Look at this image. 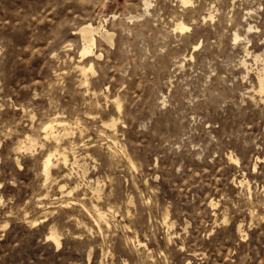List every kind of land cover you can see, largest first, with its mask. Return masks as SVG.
<instances>
[{
  "label": "rangeland",
  "instance_id": "1",
  "mask_svg": "<svg viewBox=\"0 0 264 264\" xmlns=\"http://www.w3.org/2000/svg\"><path fill=\"white\" fill-rule=\"evenodd\" d=\"M145 1L0 0V264H264V0Z\"/></svg>",
  "mask_w": 264,
  "mask_h": 264
},
{
  "label": "bare ground",
  "instance_id": "2",
  "mask_svg": "<svg viewBox=\"0 0 264 264\" xmlns=\"http://www.w3.org/2000/svg\"><path fill=\"white\" fill-rule=\"evenodd\" d=\"M189 0H183V2H187ZM149 4V0H146L145 1V5L147 6ZM181 21V20H180ZM177 28H180V29H187L188 28V25H185L183 22H179L176 24ZM252 26H249V28L251 29ZM248 28V27H247ZM79 29V28H78ZM103 28L100 27L99 25H94L91 21H87L85 23H83L80 27V31L82 33V40L84 39V43H83V47L80 51V55L81 56H85V55H90L93 53V47L96 43V37H95V33H99V34H102L103 36H105L106 38L108 39H111L112 35L111 33H109L106 30H102ZM79 31V32H80ZM235 38H238V34H235ZM197 47V46H196ZM97 53V52H96ZM192 56V55H191ZM262 56V54H256V58H260ZM263 58V57H262ZM243 62H245V60H242ZM81 70L83 72H86L87 68H91L92 69V64L90 66H88L87 68L84 66V65H81L80 66ZM263 72H264V69L262 72L259 73L258 75V81H259V90L262 91L264 89V75H263ZM258 85V84H257ZM264 91V90H263ZM120 106V104H119ZM56 119V122H60L62 123L61 121H57V118ZM51 120V119H49ZM55 122V120H54ZM55 124V123H54ZM54 124L52 122H47L45 123V125L43 126V130L45 131L46 135H48L49 133H51L53 127H54ZM111 125H115V121H112ZM109 127V126H108ZM109 129V128H108ZM114 129V128H112ZM105 130V129H104ZM53 135V134H52ZM54 136V135H53ZM59 136L55 134L54 138L57 139V140H61V138H58ZM32 139V138H31ZM58 142V141H57ZM64 148V147H62ZM61 149V148H60ZM58 149L56 148V151ZM55 154V151L53 152H49L44 160H43V171L46 175L45 178H48L49 177V174H50V168H51V165H52V155ZM61 155H62V159L64 162H67L68 161V156L66 154V150H63L61 152ZM235 160H237V158H235ZM61 186V185H60ZM61 188H63V185L61 186ZM65 189V188H64ZM70 192V191H69ZM95 208V212H96V215L100 221H104V222H107V219H106V212L104 210H102L101 208H99L97 205L94 206ZM95 218V219H96ZM109 222V221H108ZM99 224V222H97ZM105 224H108V223H105ZM48 239L52 240L57 246H59L61 244V238H60V235L57 234V232L55 231H52L50 232V234H48ZM140 242V241H139ZM141 243V242H140ZM140 245V244H139Z\"/></svg>",
  "mask_w": 264,
  "mask_h": 264
}]
</instances>
